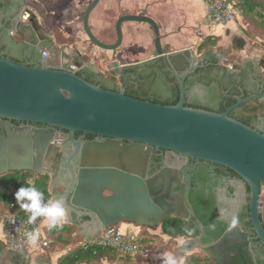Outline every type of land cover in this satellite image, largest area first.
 <instances>
[{"label":"water","instance_id":"95a60500","mask_svg":"<svg viewBox=\"0 0 264 264\" xmlns=\"http://www.w3.org/2000/svg\"><path fill=\"white\" fill-rule=\"evenodd\" d=\"M99 2L91 0L81 24L89 43L112 52L109 65L112 72L122 74V64L115 53L122 43V27L126 22L145 23L151 28L154 51L150 60L165 56L171 62L174 54L188 52V62L195 68V53L188 49L170 51L169 45L163 46L160 26L145 9L117 16L113 42L99 39L89 22L90 13ZM184 76L178 80L179 101L165 105L132 97L125 94L124 89L112 91L91 83L78 75L76 67L70 64L51 66L44 58L40 65H28L0 53V118L99 137L82 144L72 140L75 149L66 159L71 178L62 198L69 222H74L72 214L87 216L101 231L122 223L155 228L166 216H178L182 220H194L203 229L192 210V216L188 212L165 215L155 194L149 190V182L159 174L163 175L165 185L169 182L167 169L147 175L152 151L166 150L176 156L219 164L237 173L249 187V220L258 243L264 244V227L259 216L260 194L264 195V186H261L264 183V132L229 115L240 104L263 99L264 94L238 97L222 112L185 106ZM55 141H58L55 133L40 128H33L32 135H1L0 175L20 171L40 173L43 157ZM73 161L77 163L74 168ZM53 199H57L56 194L50 195V200ZM225 236L230 237L227 231L212 246L217 248ZM189 239L195 246L199 245V237ZM247 243L245 236L244 244ZM237 250L246 264L241 246ZM216 259L219 262L218 256ZM0 264L36 263L0 255Z\"/></svg>","mask_w":264,"mask_h":264},{"label":"flooded vegetation","instance_id":"af4514ba","mask_svg":"<svg viewBox=\"0 0 264 264\" xmlns=\"http://www.w3.org/2000/svg\"><path fill=\"white\" fill-rule=\"evenodd\" d=\"M205 56L202 61L197 62L195 68L188 62L189 53L187 52L174 54L171 62L166 57H157L152 60L145 59L140 62L122 64L120 75L114 72L105 75V73L101 74L100 71L87 67L79 68L76 62L65 59H68L72 67L77 66L79 75L87 81L112 91L124 89L125 94L140 99L158 101L171 99L173 97L172 87L184 74L183 83L186 81L184 102L211 111H218L220 103L226 96L237 99L254 94H264V70L261 71L255 62L244 61L239 71L231 72L220 65L219 58H211L209 53ZM159 58H164V60L160 61ZM27 64L40 65V63ZM198 85L206 87L207 92L204 97L209 101L197 97L190 98L194 87ZM253 100L264 104V98ZM250 125L264 132V108L251 119ZM33 128L50 130L58 137V141L53 142L52 146L47 149L40 173L34 171L8 172L0 175V179L9 174L26 175V177L31 173L47 175L48 187L53 185L55 188L53 193L57 195V198H63L71 178L66 159L75 149L72 140L82 144L98 140L99 137L80 131L71 133L65 129L40 123L0 118V136H19L23 133L32 135ZM76 164V161H73L72 167L74 168ZM163 169H167L166 175L169 182L165 185L163 175L159 174L149 182L150 192L155 194V200L165 215H179L188 212L192 216V211L196 215L195 207L197 208L206 221L203 229L199 226L200 231L196 236L199 237L197 248L211 257L212 264H243L237 250L238 246H241L246 264H264V244L258 243L249 220V187L237 173L212 162L176 156L166 150H153L147 175L153 176ZM261 186L263 187L264 183H261ZM259 205V216L264 227V195L260 194ZM168 218L181 219L178 216H166L165 220ZM226 231L230 237L225 236L218 243L217 248L212 246ZM245 236L248 240L247 244H244ZM201 245H210V247L205 249ZM217 256L219 262L216 259Z\"/></svg>","mask_w":264,"mask_h":264},{"label":"crops","instance_id":"0c3cea01","mask_svg":"<svg viewBox=\"0 0 264 264\" xmlns=\"http://www.w3.org/2000/svg\"><path fill=\"white\" fill-rule=\"evenodd\" d=\"M90 2L91 0H0L1 56L16 62H26L25 64L41 63L45 58L46 62L51 66L69 65L70 63L65 60V58H68L69 61H74V63L76 62L80 65L79 59L73 58L70 55L72 48L70 43L79 44L87 39L82 28L81 18ZM39 10L44 11L47 17L41 15ZM129 10H125V12H131ZM145 10L149 16L158 22L160 31L165 35L166 44L171 47L170 51L186 50L188 49L186 48L187 44H191L192 42L198 44L197 42H200L203 37L213 35L219 38L216 47L224 39L229 41L228 43L226 42L229 52L226 54L225 52L220 53L222 50L212 47L211 58H219L222 63L229 54L236 53L242 55L239 61L229 62L230 64L225 66L228 70L231 72L239 71L244 61L255 62L261 71L264 70V54L247 55V41L243 35L237 32L234 21L225 25H212L210 23L204 0H145ZM162 11L165 14L161 15ZM92 12L89 16L90 25L91 18H93ZM166 15L168 18L174 19L177 22L176 25L171 26L168 23L169 20H163V17ZM146 27L147 29L150 28L148 25ZM55 29L62 36L69 38L68 41L65 43L58 41L54 32ZM122 29L123 40L121 44H124L129 41L130 35L124 33V27ZM96 49H98L97 46L92 45L91 53L93 55L98 53ZM43 50H47L48 52L46 57H43L41 54ZM205 57L197 56L196 63L202 61ZM54 189L53 185L49 186L50 195L55 194L53 193ZM7 212L9 211H5L4 213ZM2 214H0V255L36 264H57L61 256L68 252V247L61 248L50 245L48 247L29 245L20 250L8 248ZM73 215L74 222H69L70 218L68 216L66 222L75 226V234L79 236L77 244L83 245L88 242L97 241L102 230L100 231L94 222L89 221L87 216ZM46 226L48 224L44 218L42 222V234L44 237ZM118 226L124 232H137L139 229L129 223H122ZM132 227L136 229H132ZM160 235L169 238L162 230ZM181 239H183L184 243L179 244L178 242V251L181 252L179 254H191L195 248L197 249L198 246H195L189 238L181 237ZM164 253L166 251L158 255L163 256ZM144 255L145 251L140 250L130 257L136 259ZM116 263L117 260L114 262L103 259L98 264Z\"/></svg>","mask_w":264,"mask_h":264},{"label":"rangeland","instance_id":"374dc122","mask_svg":"<svg viewBox=\"0 0 264 264\" xmlns=\"http://www.w3.org/2000/svg\"><path fill=\"white\" fill-rule=\"evenodd\" d=\"M125 7L129 8L130 10L126 9ZM144 9H145V0H100V2L97 4V6L92 12V16H93V18H91L92 30L99 39L105 42H113V40L115 39L114 23L117 16L122 13H125V10L131 11L129 13H138ZM238 10L239 13L236 19L234 20V26L236 25L237 32L243 35V37L247 41V45H248L247 55L255 56L256 54H264V33L256 30L253 24L251 23V21L249 20V18L245 17L241 13L239 8ZM163 14H165L164 11H162L161 15ZM163 20L166 21L169 20L168 23L171 26H174L177 23L174 19L168 18L167 15L163 17ZM211 24L219 25L213 23ZM146 26L147 25H145V23H139V22H126L123 24L124 33L126 35L129 34L130 39L127 43L125 42L124 44H121L115 53V58L119 63L121 64L135 63L152 57V52L154 51V45H153L154 35L151 29L150 28L147 29ZM160 34H161V42L163 46H165L166 45L165 35L161 31ZM226 42L228 43L229 41L227 39H224V41L220 42V45L218 47H216L218 43L216 42L215 46H206L202 50H198L197 49L198 44H194V42H192L191 44H187L186 48H188L189 52L193 54L195 53L196 57L205 56L208 53L210 54L212 47H216L217 50H222L220 51V53L225 52L226 54L227 52H229V48L228 45H226L227 44ZM70 45L72 47L70 51V55L73 58L76 59L78 58L79 63L81 62L79 68L87 67L90 69H94L96 71H100L101 74L105 73V75H109L110 73H112V70L109 69V65L111 62L110 59L112 54L111 51L102 50L97 47L98 49L96 50L98 51L96 52L98 53L93 55L91 53L92 44L89 43L87 39H85V41L79 44L70 43ZM169 50H171L170 45H169ZM241 57L242 55H238L236 53L229 54V56H227V58L222 63L220 62V65L224 68H227L225 66H228L227 64H230L229 62L232 63L234 61H239ZM257 76H259V74H257ZM206 92L207 89L204 85H198L194 87V91L191 93L190 98L197 97L199 99L209 101L206 100V98L204 97ZM13 176L14 175H9L7 177L0 179V183H2L3 185L10 183L9 181ZM36 176L37 175L35 174L28 175L27 181L33 183ZM10 189L14 190L13 186H10ZM5 211L16 213L18 215H23L20 213L21 211H23V209L19 206V204L16 203V200L12 204H10L8 208L6 207L5 209H1L0 214L4 213ZM135 227L137 229L140 228L137 226ZM135 227H132V229H136ZM147 229L152 234H158V235L161 234L160 226H157L155 228H147ZM160 237L161 239H159L157 243L150 245L148 250L145 251V255L143 257L130 259L129 264H163V256L158 255L161 254L163 251L173 253L178 258L184 259L186 256H188L189 253L179 254L181 252L178 251V242L181 240V237H177L176 239H173L174 241L169 240V238L167 237H162V235H160ZM192 253L205 254L202 250L198 248L197 249L195 248L192 251ZM116 264H120L118 260Z\"/></svg>","mask_w":264,"mask_h":264},{"label":"trees","instance_id":"16d2710c","mask_svg":"<svg viewBox=\"0 0 264 264\" xmlns=\"http://www.w3.org/2000/svg\"><path fill=\"white\" fill-rule=\"evenodd\" d=\"M241 13L249 18L256 30L264 33V0H234ZM41 15L47 17L44 11L39 10ZM56 39L65 43L69 38L64 37L61 33L54 30ZM218 40L217 36L208 35L205 36L197 45L198 50H202L206 46H215ZM164 60V58H159ZM79 71L77 74L79 75ZM172 81V80H171ZM186 84V81H184ZM173 97L169 100L158 101L156 99H146L153 102L174 105L179 101V86L178 83L172 87ZM236 101L231 96H226L220 103V107L216 112L224 111L228 106L232 105ZM185 106L203 108L195 105H189L184 102ZM264 104L257 100L251 102H244L239 105L237 109L231 110L229 115L240 120L241 122L250 125L251 119L262 111ZM205 109V108H203ZM10 183L0 185V210L5 209L12 204L16 198L15 193L20 187H28L30 185L35 186L37 189L44 193L42 203H47L50 200V192L48 188L47 175H37L33 183L27 181L26 175L13 176ZM13 186L14 190L10 189ZM196 215L199 221L205 225L206 221L203 216L198 212L195 207ZM24 212V213H23ZM21 216H26L25 210L20 212ZM30 215V214H29ZM160 228L164 234L169 237V240L174 241L177 237H196L199 234V225L194 220H182L179 218H168L162 222ZM223 229V228H222ZM75 226L73 224L65 222L62 226L49 228L45 227V238L51 241L50 246H58L61 248H69L68 252L61 256L57 264H98L101 260L107 259L109 261L118 260L120 264H129L130 256L121 252L120 249L109 244H100L98 241H92L83 245L77 244L79 236L75 234ZM220 233V232H219ZM141 250L147 251L150 245L157 243L161 239L160 235L152 234L146 227H140L138 234L135 236ZM184 264H212V259L206 254L191 253L184 259Z\"/></svg>","mask_w":264,"mask_h":264},{"label":"built area","instance_id":"2783aa9c","mask_svg":"<svg viewBox=\"0 0 264 264\" xmlns=\"http://www.w3.org/2000/svg\"><path fill=\"white\" fill-rule=\"evenodd\" d=\"M204 3L207 17L213 24H226L234 21L238 16L239 10L234 0H204ZM41 54L43 57H46L48 52L47 50H43ZM65 60L68 61V59ZM28 216L29 214L21 216L11 212L2 214L8 248L20 250L29 246L30 244L27 243L25 234L34 230L40 234L36 246L48 247L50 245L51 241L47 240L42 234V222L44 218L38 217L34 223L29 224ZM138 231L124 232L118 225L108 226L101 231L97 241L100 244H109L117 247L122 253L132 257L141 250L134 239Z\"/></svg>","mask_w":264,"mask_h":264},{"label":"clouds","instance_id":"9594fccd","mask_svg":"<svg viewBox=\"0 0 264 264\" xmlns=\"http://www.w3.org/2000/svg\"><path fill=\"white\" fill-rule=\"evenodd\" d=\"M44 193L35 186L20 187L15 193L16 203L30 215L28 216V223H34L38 217L45 218L48 227L62 226L67 221V211L62 198H57L42 203ZM27 243L36 246L39 239L38 231H29L26 234ZM180 244L184 241L181 239ZM163 264H184L183 258H178L170 252L163 255Z\"/></svg>","mask_w":264,"mask_h":264}]
</instances>
